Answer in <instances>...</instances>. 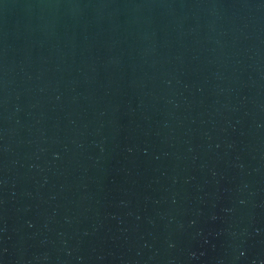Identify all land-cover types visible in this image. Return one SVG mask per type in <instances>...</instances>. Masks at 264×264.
Wrapping results in <instances>:
<instances>
[{"label": "water", "instance_id": "1", "mask_svg": "<svg viewBox=\"0 0 264 264\" xmlns=\"http://www.w3.org/2000/svg\"><path fill=\"white\" fill-rule=\"evenodd\" d=\"M0 264H264V0H0Z\"/></svg>", "mask_w": 264, "mask_h": 264}]
</instances>
